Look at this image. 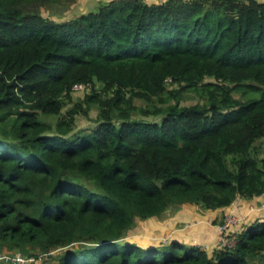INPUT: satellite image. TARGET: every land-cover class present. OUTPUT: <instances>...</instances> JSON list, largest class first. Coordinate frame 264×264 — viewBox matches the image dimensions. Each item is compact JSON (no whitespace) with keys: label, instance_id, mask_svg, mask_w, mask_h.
I'll return each mask as SVG.
<instances>
[{"label":"trees","instance_id":"1","mask_svg":"<svg viewBox=\"0 0 264 264\" xmlns=\"http://www.w3.org/2000/svg\"><path fill=\"white\" fill-rule=\"evenodd\" d=\"M48 1L0 0V250L264 264V218L212 251L142 233L184 204L264 198V0H108L66 20L40 11ZM80 82L91 89L63 112ZM183 90L200 100L182 104ZM93 104L96 122L77 129Z\"/></svg>","mask_w":264,"mask_h":264},{"label":"crops","instance_id":"2","mask_svg":"<svg viewBox=\"0 0 264 264\" xmlns=\"http://www.w3.org/2000/svg\"><path fill=\"white\" fill-rule=\"evenodd\" d=\"M93 3V7H97L101 1L108 0H87ZM234 212L238 213L244 219V225L254 222L257 218H264V198L262 196L248 198H239L238 201L230 207ZM227 211H231L226 209ZM243 211L244 213H241ZM224 210L210 211L192 204H184L180 209L174 210L167 215L157 216L151 220H147L148 225L142 229V233H146V237L160 239L163 235H170L178 231L175 235L185 243H197L203 248L212 251L218 244L219 239V223H214L215 218L221 220ZM211 219V221H210ZM242 225V227L244 226ZM159 228L167 231L162 235ZM239 229V228H238ZM237 229V230H238ZM148 230V232H147ZM183 230V231H182ZM239 231V230H238ZM174 235V236H175ZM171 240V239H170ZM18 250H10L8 246L0 250V254L12 253ZM10 263V262H7ZM38 264H59L55 257H47L40 260Z\"/></svg>","mask_w":264,"mask_h":264},{"label":"rangeland","instance_id":"3","mask_svg":"<svg viewBox=\"0 0 264 264\" xmlns=\"http://www.w3.org/2000/svg\"><path fill=\"white\" fill-rule=\"evenodd\" d=\"M96 8L97 7H93V3H91L90 1H87V0H75V1H53V0H51V1H48L46 5H43L40 8V11L43 14L50 16L56 20H66V19L74 18L83 12L95 10ZM100 86H101L100 83L97 82L96 87H100ZM168 86L172 88V87L177 86V85H173L171 82H169ZM86 92H87V89H84V86L82 88H75L71 94V97L69 99H67V101L65 100L66 105L63 109V112H68L69 109L72 108L74 103H76L77 101H82ZM235 94H236V96H240L241 93L235 91ZM179 98H180L182 104H192V103H196L200 100L198 95L196 94V92L190 91V90L181 91L179 93ZM175 99H176V97H171L170 100L166 103V105L169 102L174 101ZM139 103H141V102H139ZM98 114H99V109H98V106L95 104H93L92 107L90 106V109L88 110V112L81 111L80 113H78L76 116L77 129L78 128H86V127H89V125L94 124L96 122V118L98 117ZM57 118H58L57 115H52V116H48L46 119L51 121L52 123H55L57 121ZM256 153L259 157L264 156V138H261L257 142ZM241 213H244V212L241 211ZM233 214L240 217V220L238 221V223H233V225H232L233 229L237 230L241 225H244V223H245L244 219L238 213L234 212L233 210H231L227 213L224 212L223 216H224V219L226 220V218L229 215H233ZM210 221H211V219H210ZM159 230L161 231L162 235L164 234L163 232L167 231L163 228H159ZM177 232L178 231H176L174 234H172V238H175L174 235ZM161 239H162V237H161Z\"/></svg>","mask_w":264,"mask_h":264},{"label":"built area","instance_id":"4","mask_svg":"<svg viewBox=\"0 0 264 264\" xmlns=\"http://www.w3.org/2000/svg\"><path fill=\"white\" fill-rule=\"evenodd\" d=\"M153 2H163L165 0H149ZM84 86V89H91V85L89 83H77L74 85L75 88H82ZM240 220V217L237 215H229L226 220L222 223H219L218 229H219V239H218V246L219 247H235L237 244L239 231L234 230L232 225L233 223H238ZM242 228V225L239 227ZM163 241L169 242L171 239L170 235H163L162 236ZM56 252V249H53L49 252L42 253L40 256H36L33 254H26L21 251H16L12 253H5L0 254V260H5L7 262H11L13 264H38V262L45 258H47L49 255L54 254Z\"/></svg>","mask_w":264,"mask_h":264}]
</instances>
